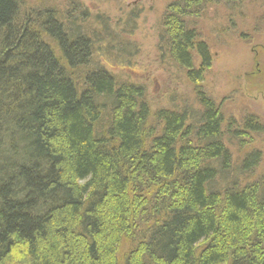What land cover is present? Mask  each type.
<instances>
[{"label":"trees","instance_id":"obj_1","mask_svg":"<svg viewBox=\"0 0 264 264\" xmlns=\"http://www.w3.org/2000/svg\"><path fill=\"white\" fill-rule=\"evenodd\" d=\"M243 1L167 6L161 41L200 107L154 113L145 87L89 70L97 41L75 20L0 0V264H264L262 153L226 142L263 125L225 131L188 24Z\"/></svg>","mask_w":264,"mask_h":264},{"label":"rangeland","instance_id":"obj_2","mask_svg":"<svg viewBox=\"0 0 264 264\" xmlns=\"http://www.w3.org/2000/svg\"><path fill=\"white\" fill-rule=\"evenodd\" d=\"M174 1L22 0L28 10H50L62 22L68 17L80 24L81 33L97 41L89 70L99 66L120 80L145 87L154 113L200 107L194 85L170 60L161 41L163 15ZM188 24L211 50L213 63L201 84L205 94L220 106L225 131L230 120L239 124L250 116L258 117L264 130L262 0H245L233 7L209 6ZM251 137L247 142L234 143L226 137V142L235 157L241 152V143L260 151L263 160L255 173L260 176L264 174V133Z\"/></svg>","mask_w":264,"mask_h":264}]
</instances>
